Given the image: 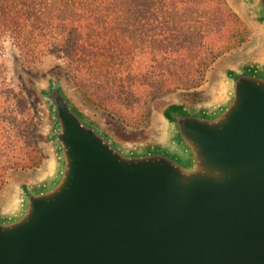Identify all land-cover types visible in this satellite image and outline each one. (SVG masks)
I'll return each mask as SVG.
<instances>
[{
	"label": "water",
	"instance_id": "obj_1",
	"mask_svg": "<svg viewBox=\"0 0 264 264\" xmlns=\"http://www.w3.org/2000/svg\"><path fill=\"white\" fill-rule=\"evenodd\" d=\"M264 43V0H241ZM53 168L0 212V264H264V46L123 145L50 79Z\"/></svg>",
	"mask_w": 264,
	"mask_h": 264
},
{
	"label": "rangeland",
	"instance_id": "obj_2",
	"mask_svg": "<svg viewBox=\"0 0 264 264\" xmlns=\"http://www.w3.org/2000/svg\"><path fill=\"white\" fill-rule=\"evenodd\" d=\"M170 1L125 0L123 6H109V12L113 13L110 24L114 31H119L117 38H113L122 43L125 50L124 53H105L98 63L99 66L102 65L100 69L111 71L120 68L122 71L132 68L142 72L160 73L159 64L156 67L149 62L153 58L149 55L150 50L146 48L149 43H167L172 45L173 50L184 47L181 52L186 54L188 50L185 46L192 41L194 30L205 29L201 23L218 26V19L215 18L216 22L209 21L212 20L210 15L216 16V13L208 5L195 8L192 4L196 0H172L173 4H170ZM230 3L250 28L247 43L222 57L207 72L197 98L177 91L145 100V93L142 92L144 86L136 90L124 89V92L116 89L121 98L116 104L107 105L117 108L121 115L119 117L126 123L102 105L96 106L87 100L68 78L64 70L65 65L53 56H45L39 62L27 66L18 49L9 41H5L0 58V175L4 174L0 189V212L15 205L21 185L37 182L53 168V151L46 138L50 119L39 97L40 89L45 88L50 79L58 80L74 106L90 121L102 126L117 143L139 145L156 141L164 132L160 115L169 105L178 103L193 106L208 102L216 95L221 75L228 67L253 59L264 46L261 32L253 24L250 9L245 7L241 0H230ZM72 5L70 2L61 3L63 8ZM80 5L81 3H76L73 7H84ZM118 11L121 12L116 15ZM92 66L91 73H94L98 65ZM97 86L88 84L89 93L105 103V98L94 94ZM30 142H33L42 154L40 167L33 171L9 169V160L13 156L21 158Z\"/></svg>",
	"mask_w": 264,
	"mask_h": 264
},
{
	"label": "trees",
	"instance_id": "obj_3",
	"mask_svg": "<svg viewBox=\"0 0 264 264\" xmlns=\"http://www.w3.org/2000/svg\"><path fill=\"white\" fill-rule=\"evenodd\" d=\"M124 1L0 0V58L5 41L18 49L27 66L45 56H53L65 65L68 78L87 100L96 106L102 105L121 119L120 111L107 105L116 104L121 98L116 89L124 92V89L136 90L144 86L145 100L177 91L197 98L207 72L222 57L240 49L249 39L250 28L230 0H196L193 7L208 5L212 8L216 16L210 15L212 20H208L216 22L215 18L218 19V26L201 23L205 29L194 30L192 41L185 46L188 50L186 54L181 52L184 47L173 50L172 45L167 43L158 45L151 42L146 47L153 57L149 62L153 66L159 64L160 73L132 68L103 71L98 63L105 53H124L125 50L122 43L113 38L119 31L113 30L110 24L113 13L109 12V6L120 7L125 4ZM66 2L73 5L63 8L61 3ZM76 3L84 7H73ZM170 4H173L172 0ZM96 64L97 71L91 73L92 65ZM90 83L98 85L94 94L105 98V103L89 93ZM121 121L126 123L124 119ZM26 146L21 158L13 156L9 160V169L33 171L40 167L43 157L39 149L33 142ZM3 176L0 175V189Z\"/></svg>",
	"mask_w": 264,
	"mask_h": 264
}]
</instances>
